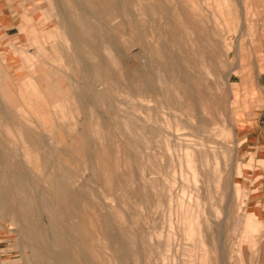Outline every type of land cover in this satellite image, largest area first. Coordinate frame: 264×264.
I'll return each mask as SVG.
<instances>
[{
  "label": "rangeland",
  "instance_id": "rangeland-1",
  "mask_svg": "<svg viewBox=\"0 0 264 264\" xmlns=\"http://www.w3.org/2000/svg\"><path fill=\"white\" fill-rule=\"evenodd\" d=\"M90 1L0 0V101L21 123L9 125L0 114V140L7 154L17 147L36 180L32 214L0 211V264H264V220L248 206L262 163L252 148L264 145L240 135V123L264 101V0H127L119 6L103 0L96 9ZM110 41L120 45L119 54L108 48ZM161 45L188 55L187 70L206 81L198 86L210 111L201 134L196 118L189 117L191 124L186 115L178 116L185 126L173 133L167 126L174 124L177 101H167L157 84L135 72L145 65L144 53L163 61ZM93 47L110 75L78 73L77 53L92 63ZM84 81L93 85L95 110L106 125L79 107L75 94L89 97ZM130 110L157 121L161 135L147 148H141L142 129L130 131ZM33 125L43 127V149L26 137L25 127ZM59 183L69 192L63 195ZM27 193L15 191L21 199ZM72 193L83 209L69 203L72 217L54 213L57 200ZM78 221L85 240L73 229ZM62 226L66 242L45 245V231L53 237Z\"/></svg>",
  "mask_w": 264,
  "mask_h": 264
},
{
  "label": "bare ground",
  "instance_id": "bare-ground-1",
  "mask_svg": "<svg viewBox=\"0 0 264 264\" xmlns=\"http://www.w3.org/2000/svg\"><path fill=\"white\" fill-rule=\"evenodd\" d=\"M107 1H108L107 3H109V4L113 5V6H115V5H118V6L119 5H124L125 3H127V0H107ZM90 2H92V4L95 6L94 8L96 9L97 6L99 4H101V3H103L104 1L103 0H91ZM77 3H78V1H77ZM89 5H90V3H89ZM122 8H123V6H122ZM81 9H84V8H81ZM115 10H117V9H115ZM82 11H85V9L82 10ZM116 12L118 13V11H116ZM117 13H115V14H117ZM107 19L105 18V20H107ZM113 19L114 18H111V20H113ZM79 20L81 22L82 19H79ZM105 22H107V21H105ZM120 22L118 24H120ZM80 25H82V24H80ZM107 27L109 28V26H107ZM118 29H120V28H118ZM114 33H115V31H114ZM82 36H84V35H82ZM118 36H120V35L118 34ZM168 36H169V40H172V41L175 42L176 35L174 33H169ZM107 46L113 52H116L118 54H119V51L121 50L120 45H117L116 43H113L112 41H110L109 44H107ZM181 46H179V47L181 48ZM179 47H178V49H179ZM173 48L174 47H172V46L161 45L159 53L161 54V57L163 58V61L158 60L152 53L151 54H147V55L144 53V55H143L144 60L143 61L145 63V65H144L145 67L144 66L140 67V69H142L141 72L139 71V67H137L135 69V72L139 74L141 80L149 79L152 84H157L160 87V89L158 87L157 93H159L161 96H163V98L165 96L167 101H168V99H169V101H171V100L177 101V104L173 107V111H172V114L175 115L176 119L174 120V124L173 125L169 124L167 126L173 133L177 134L178 133L177 131L182 129L183 126H185V125L182 126L180 124V120H183V119H178V116H179V118H182L180 116H183V115L188 116L187 117L188 118V122H191V124H192L193 121L190 120V118L194 116L196 118V121H197L196 130L198 132L199 131L202 132L209 125V120L207 118V116H209V114L207 115V113L209 111L208 110L209 106H208V100H207V98L205 96L204 88H201V87H198V86L199 85H203L206 81L204 82L203 75L201 76V74L200 75L199 74H195V75L191 74L187 70V67H186V64H187L186 61H187V58H189L188 55H186V54L185 55L184 54H180L179 55V54L176 53V51L173 50ZM92 51H93V54H94V57H95L94 61L92 63H89V61L85 58L83 52L77 53L76 56H77V59L79 61V68H78L79 72L78 73H80V75L83 78L87 77L88 75H91V73L93 71H95V70L102 71L105 76L106 75L107 76L110 75L109 72H108V69H107V71L105 70V66H104L103 61H102V56H100V52L96 49V47H93ZM74 56H75V54H74ZM201 58H203V57H201ZM71 59L73 60V58H71ZM204 69H205V67H203V70ZM209 74H211V73H209ZM219 75H220V73H219ZM219 75H217V76H219ZM84 82H85L86 89L89 91V97H88V99L86 98L87 100L86 99H81V95L79 93H76L75 94V98L77 99V103H79V107L81 109L87 108L89 110L88 114H90L93 117H95L96 120H100L103 125H106L107 124V120H105L102 116H100V114L97 112V110H95V104H94V101H93L94 98L92 97V94H91L93 85L89 81H84ZM142 85H143L142 91L143 92H147L150 87H149L148 83L146 82V80L143 82ZM207 86L208 85H206V89H208V87H209V86L208 87ZM130 89L133 90L132 87H130ZM170 98H171V100H170ZM10 99L11 98H9V96L7 94L6 101L9 104H10V101H13L12 99L11 100ZM28 102L31 103L30 99H29ZM8 103H6V104H8ZM13 103H15V102L13 101ZM168 104L170 105L169 102H167V105ZM10 105H12V104H10ZM19 106H21V105H19ZM16 108H17V106H16ZM80 108H79V110H80ZM16 112H18V114L20 116L21 115L23 116L26 113L25 109L22 108V107H19ZM36 113L38 114V116L39 115L43 116L42 111H40V110L36 109ZM0 114L5 118L6 123H8L9 125L10 124L21 125V123L19 121L15 120V118H14L15 116L13 117V113L11 112L9 106L7 107V106L3 105L1 103V101H0ZM142 114H143L142 116H139V114L135 115L130 110V111H128L126 113V116H127V124L131 127L130 128L131 132L134 130L133 128H135L136 130H139V128L142 129V133H141V135L139 134V136L141 137L140 141L142 142L141 144L143 145V147L141 146V148L144 149V148L149 147V144L152 142V140L160 137L161 130L159 129V127H157L158 126L156 124L157 121H152L151 122V118L148 117V114L146 112L145 113L143 112ZM183 118L185 119V117H183ZM43 121H45V120H43ZM160 121H162V120H160ZM167 127H166V129H168ZM38 128L43 129V127H38V125H36V126L33 125L31 127L30 126L29 127L26 126L25 129L28 132V134L26 133V137L34 145H36L39 148L43 149V148H45V144L43 143L45 141H44L43 137L39 136ZM83 130H85V129H83ZM182 132L183 131L181 130V133ZM186 132H188V130ZM201 132H199V133L201 134ZM183 134H184V132H183ZM88 140H89V145L91 146L92 145L91 138L89 137ZM155 142H156V140H155ZM155 144H157V143H155ZM22 146H23V148L25 147V145L23 143H22ZM6 147H7V144L0 140V200H1L0 211L3 212V213H8L9 215L15 216V217H16V215L17 216L18 215L27 216L29 214H32V211L36 207V198H35V194H34L35 192L33 191L35 186H36V180H33L32 178H29V176L27 175V169L24 167L23 161L20 160L17 157V155H16L17 153L15 154V152H14V150H15L14 148H17V147L16 146L10 147L11 150H10V152L8 154L5 153V151H4V149H6ZM187 149L188 148L186 147V152H187V156H188V157L187 156L186 157L189 158V155L191 156L192 152L190 151L191 149L190 150H187ZM23 153H24V155H30V153L26 152V151L23 152ZM202 153H203V155H205L204 151H202ZM146 157H147V155H146ZM191 157H190V159H191ZM189 163H190V160H189ZM190 164L192 165V163H190ZM142 172H143V170H142ZM146 172L142 173V177L143 178H144V176H146V175H144ZM73 182H74V180L70 181L71 184H74ZM58 188L62 191L63 195H64V193L69 192L68 189L66 188V184L65 183H59L58 184ZM17 189L25 190L26 192H28L27 196L25 198H23V199L17 197V195H15V191ZM66 195H67L68 199H64V197H63V199L57 200L58 201L57 203H59V205L57 206V208L52 209V211L54 213L58 212L61 216L65 217V218L66 217H72L71 216V211H69L67 209L68 206H69V203L72 204L74 210H76L78 212H80L81 209H83L81 203L76 201V196H75L74 193L66 194ZM102 208H106V207H102ZM94 211H96V207L92 206L91 207V213L94 212ZM101 216L102 217H101L100 221L102 223V226L104 227V229L106 230L108 235H110L111 237H114L115 236V232H114L113 228L107 222V217H108L107 214H102ZM89 218L91 219V216ZM72 226H73L74 230L79 232L80 240H85L86 239V232L84 231V227L83 226H85V224L83 223V221L74 222ZM66 234H67V231H66V229L63 226L60 227V229L57 232V234L53 236L55 239H53L52 235L48 231H45V237H44L45 238V245L46 244L50 245L51 241H53V242H57V244H59L61 246V244L66 242L65 241L66 240L65 239V235ZM37 255H36V257H37L36 259L39 258V256H37ZM96 258H97V256H96ZM45 264H47L46 259H45Z\"/></svg>",
  "mask_w": 264,
  "mask_h": 264
},
{
  "label": "crops",
  "instance_id": "crops-1",
  "mask_svg": "<svg viewBox=\"0 0 264 264\" xmlns=\"http://www.w3.org/2000/svg\"><path fill=\"white\" fill-rule=\"evenodd\" d=\"M252 85H254V83L247 86L242 85L241 89L245 91ZM236 105L237 104H235L232 108H236ZM233 114V121L239 123V116H236L237 114L234 113V110ZM236 125L239 126V124ZM240 125L241 137L252 141V143L264 145V101L258 106V110L249 115L245 121L240 123ZM252 151L255 156V160L261 161L262 163H259L258 165L256 164V174L254 175V177L257 176V182L254 185L256 193L251 196L248 206L249 211L253 213V215H255L258 219L264 220V147L252 148Z\"/></svg>",
  "mask_w": 264,
  "mask_h": 264
}]
</instances>
